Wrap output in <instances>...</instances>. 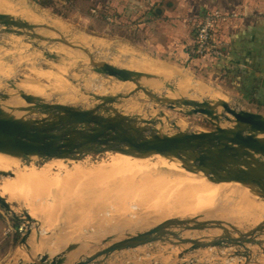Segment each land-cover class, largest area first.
Listing matches in <instances>:
<instances>
[{
  "label": "water",
  "instance_id": "1",
  "mask_svg": "<svg viewBox=\"0 0 264 264\" xmlns=\"http://www.w3.org/2000/svg\"><path fill=\"white\" fill-rule=\"evenodd\" d=\"M11 2V1H10ZM36 14L32 9L25 8ZM40 15V14H39ZM47 22L52 18L40 15ZM0 25L13 27L15 35L28 36L29 41L60 43L85 54L92 71L118 82L128 84L133 90L126 96H100L87 94L96 102L91 109H80L63 104H45L46 99L23 93L14 98L0 93V102L13 103L23 99L36 102L35 109L13 110L20 114H30L36 119L21 120L11 118L0 108V156L20 162L23 167L33 171L46 184L66 187L73 183L49 179L40 169H32L35 160L69 163L85 176L108 173L129 158L164 160L171 168L182 171L189 180L232 195L236 190L244 189L245 209L225 207L220 214H206L197 218H171L153 227L136 231L127 228L126 223L110 226L92 235L76 247L58 254L54 259L35 257L22 264H106L114 253L142 249L151 245H164L176 250H166L162 254L178 255L180 259L189 252L212 249L234 248L235 252L226 258L239 257L245 262L238 264H264L254 257L249 247H258L264 254V220H252L264 214V203L250 205L248 197L253 190L264 194V116L244 110L221 105L210 100L198 102L177 96L178 89L168 85L166 90L175 94V98L155 95L149 83L160 77L125 68H119L103 61H97L85 47L60 38L54 28L28 23L8 14L0 13ZM64 24L59 28L64 30ZM58 28V29H59ZM50 31L54 39L34 32ZM42 54L52 60V51L42 50ZM264 86V81H263ZM142 93L146 100L168 110H186L190 115H200L212 127L209 132L164 133L157 124L165 125L156 118L147 119L141 115H129L115 110L120 98L129 99ZM105 114V115H103ZM159 118L169 128H176L168 117L161 113ZM252 128L258 134L246 136L238 128ZM120 155L114 162L93 166L84 171L80 165L90 163V157L106 153ZM0 176L23 182L17 175L0 170ZM0 208L14 221L25 227L22 244L38 232L41 222L32 219L21 209L16 213L14 204L0 191ZM36 224V229L30 225ZM134 232V233H131ZM183 250V253L180 252ZM186 262L180 261L179 264Z\"/></svg>",
  "mask_w": 264,
  "mask_h": 264
},
{
  "label": "rangeland",
  "instance_id": "2",
  "mask_svg": "<svg viewBox=\"0 0 264 264\" xmlns=\"http://www.w3.org/2000/svg\"><path fill=\"white\" fill-rule=\"evenodd\" d=\"M2 1L16 8L32 9L39 18H41L39 15L40 13L52 18L53 22L59 24L55 26V30L60 38L77 42V44L85 47L97 61H103L109 64H111L113 59L123 61L149 59L157 61L173 68L177 72L175 76L167 80H163V75L161 74L151 73L152 75L160 77L165 89L168 85H171L179 91V83L183 80L182 78H185L187 84L192 89L194 87H204L210 91L220 92L226 97V103L229 106L239 110L256 113V110L246 102L242 93L232 88L231 85L233 84L231 80L226 79L224 72H222L225 63L222 61H201L200 63L191 62L187 55L178 58L175 52L169 55L150 53L147 51L148 46L144 44L131 45L125 40L117 38L111 26L107 28L100 23L98 24L96 21L72 15L68 9L64 11L55 4V8L53 9H44L38 5L36 0ZM91 13L94 14L95 11H91ZM60 24L65 25L64 30L59 28ZM36 25L51 26L46 20ZM238 25L239 27L236 26L233 29L236 33H241L242 30L246 29V25L240 26V23ZM250 25H252V29L257 27L253 22H251ZM234 26L235 25L232 27ZM16 30L17 29L13 27H3L0 25L1 94L8 95L9 91H12L15 89L14 86H17L21 87L23 93L45 98V104H63L87 110L96 105L94 101L86 96L87 94L107 97L117 95L126 96L133 90L119 94L112 93L109 87L118 81L115 78L102 76L93 72L92 68L83 61H87L85 54L60 43L48 44L47 42H39L38 40L29 41L28 36L25 34H22L20 37L16 36L14 33ZM34 32L50 39L55 38L50 31L37 29ZM56 47L64 49L65 52H55ZM42 50L52 51L55 59L52 60L43 56ZM167 91L171 92L170 90ZM192 93L191 98L187 97V99L198 102L207 99L206 94L202 95L199 92L193 91ZM138 94L132 95L129 99H136V95ZM78 98L84 99L86 105L82 106L72 102L73 99L75 100ZM19 100L25 103H33V109L38 107L36 102L23 99ZM125 100L127 99L120 98L117 102L121 103ZM138 102L147 107L144 110L145 113L143 116L147 119L151 118L150 114L153 112L155 115L161 113L165 114L170 123H175L176 121L182 122L180 128H169L163 119L156 118L158 121L161 120L163 124H165L164 133H199L213 130V127L200 115H190L183 109L168 110L146 99H138ZM112 107L117 111L123 112L119 109L118 105ZM19 119L30 120L36 119V117L25 114ZM157 126L160 127V124H157ZM90 158L93 160L91 163L80 165L82 170L89 171L93 166H101L114 162L120 158V155L110 152L94 155V157L91 156ZM53 163L55 164L52 169L53 173H56L59 167L58 170L62 172L65 170L74 171L78 173V176L76 178H64V173H62L59 177L47 178L63 180L65 182H68L69 179H74L73 183L66 187L46 184L37 174L23 167L22 164L18 162L19 168L24 169L28 174L32 173L35 175L36 180L33 181L35 184L33 186L35 187V191L40 192L48 190L58 192L64 197H72V199L60 203H52L48 198L42 195L26 197L27 201L22 199H11L10 201L14 204L17 214H19L18 210L21 209L23 212H26L30 218L39 220L41 224L38 228V232H35L34 235L23 244L22 238L25 232L21 237L17 236L15 233H12L10 237L1 234L0 264H22L25 261L32 260V255L35 257L40 255L41 257H48L52 260L56 258L58 254L76 247L97 232L120 223H126L127 228H135L136 231H140L144 228L158 225L171 218H197L210 213L220 214L222 211L214 212L207 209L200 210L193 207L190 203L184 204L179 202L178 204H168L165 200H161V203H158L159 198L150 199L148 201L141 200V195L143 193L146 195L151 193H164L169 189L178 187L180 183H183L177 179L178 177L167 178L165 181L151 180L152 178L149 177L153 176V173L163 174L167 169H171L164 160L158 158H129L114 170L108 173H99V176H85L76 166L69 163L63 164L58 161ZM160 163H162L164 167H160ZM35 165L38 169L42 167L40 160H35L34 164H30V167L34 169ZM149 172H152V174L150 175ZM180 172L183 173L182 171ZM9 173L15 174L13 171H9ZM112 175H138V177H142L139 179L144 181V183L136 186V192L122 194L118 193L114 188L107 192V188L104 186V183L101 182L104 178H108ZM84 180L90 181L89 187L92 189L87 197H81L84 188L87 187L81 186ZM184 181L188 184L217 191L214 188L197 184L192 180ZM20 184L21 182L19 181L5 179L0 176V191L4 196H6L3 192L4 186ZM163 193L162 196L164 195ZM6 197L8 198V196ZM151 198L155 197L153 196ZM12 220L13 219L0 208V221L4 223V227L2 224V231L7 226L14 227ZM252 220H264V214L255 216ZM19 225L21 224L19 223ZM30 226L33 230L37 227L35 223ZM20 247L24 248V254L21 258H18L17 253ZM249 248H252L254 251L256 260L260 263H264V254H262L259 248L254 246ZM166 250L170 251L176 249H171L164 245H151L142 249L122 251L114 253L106 264H179L180 261L186 262L185 264H238L239 262H245L244 259L239 257H225L227 254L237 251V249L234 248L221 247L217 249L197 250L186 253L182 259H180L178 255L162 254ZM180 252L183 253V250H180Z\"/></svg>",
  "mask_w": 264,
  "mask_h": 264
},
{
  "label": "bare ground",
  "instance_id": "3",
  "mask_svg": "<svg viewBox=\"0 0 264 264\" xmlns=\"http://www.w3.org/2000/svg\"><path fill=\"white\" fill-rule=\"evenodd\" d=\"M0 13L2 14H8L13 17L19 18L21 20H24L31 24H41L44 20L39 18L35 13L25 9V8H16L12 5L6 3L5 1L0 0ZM40 15H44L43 13H40ZM51 26L55 30V26L59 25L57 22H50ZM47 26V25H46ZM56 31V30H55ZM44 36V35H42ZM54 36V35H53ZM46 37V36H44ZM48 38V37H47ZM53 38V37H51ZM74 43H77L74 41ZM55 52L63 53L65 52L64 49L60 47L55 48ZM111 65L119 67V68H125L133 71H140L148 74H161L163 75V80H167L168 78H172L176 75V71L173 68L168 67L165 64H162L157 61L149 60V59H142L140 61H128V60H119V59H113L111 61ZM183 80L179 83V91L177 93V96L179 97H188L191 98L192 91L193 92H199L200 94H206L207 100H210L211 102L221 104V105H228L226 103V97L220 93L215 91H210L208 89H205L204 87H194L193 89L187 84L185 78H182ZM15 89L12 91L10 90L8 95L12 96L14 98H20L23 94L21 87L14 86ZM149 88L155 95H166L168 98H175V94L167 91L164 86L162 85V82L154 80L149 83ZM133 89L132 86L116 82L115 84H112L111 87H109V90H111L112 93L119 94V93H125L128 91H131ZM138 94V93H137ZM138 99H145L144 95L142 93H139L136 95V99H127L121 103H116V105L119 106V109L122 110L126 114L130 115H141L144 116L145 109L147 107L143 106L142 103L138 102ZM73 103L79 104V105H86L84 99H73ZM96 104V102H95ZM0 108H2L11 118H22L25 114L17 113L13 110H19V109H33L34 105L33 103H25L20 100H15L13 103H7V102H0ZM151 118H159V115H155L153 112L150 114ZM177 127H181L182 122L176 121L175 122ZM158 129L164 130V125L157 126ZM238 131L246 136L252 137L256 136L258 132L255 129L246 127V128H238ZM54 163H48L45 165H42L40 168V171L43 175L46 177H52L55 178L59 177L62 173H64V178H76L78 176L77 172L74 171H64L56 170V173H53V167ZM160 167H164L162 163L159 164ZM0 170L9 172L13 171L21 180H23V183L20 185H6L3 187V192L6 196H8V199H22L24 201L26 200V197H36V196H45L48 198L52 203H60L64 201H70L72 197H64L61 193L58 192H52L48 190L43 191H35V187H33L35 184L33 181L36 180V177L34 174L30 173L28 174L25 172L24 169L19 168L18 162L9 160L7 158H4L0 156ZM147 173V172H146ZM151 175L152 172H149ZM92 176V175H89ZM93 176H99V174H94ZM171 177H178L181 182L178 187L169 189L165 191L164 193H151L149 195H146L143 193L141 195V200H150V199H157L159 198L158 203H161V200H165L168 202V204H178L181 203H190L193 207L203 210H212L214 212L218 211L220 212L223 208L229 207L232 209H245L246 203L244 201V189L236 190L233 192L232 195H228L224 192L220 191H214L212 189H206L201 186L188 184L184 180H189V178L186 177L184 173H181L180 171H176L174 169H167V171L163 174L161 173H153V176H150L149 178H152L151 180H161L165 181L167 178ZM138 178V179H136ZM141 176H121V175H112L108 178H104L101 183H104V186L107 188L106 191L108 192L112 188L116 189L118 193L126 194L130 192H136V186L141 185L144 183L142 181ZM25 181V182H24ZM81 186H87L84 188L82 196L81 197H87L88 194L91 192L90 181L84 180V183H81ZM162 193L164 194L162 196ZM5 196V197H6ZM155 198H151V197ZM249 204L251 205H257L264 203V194L262 192H259L257 190H253L249 197ZM24 254V248L20 247L18 249L17 257L21 258Z\"/></svg>",
  "mask_w": 264,
  "mask_h": 264
},
{
  "label": "crops",
  "instance_id": "4",
  "mask_svg": "<svg viewBox=\"0 0 264 264\" xmlns=\"http://www.w3.org/2000/svg\"><path fill=\"white\" fill-rule=\"evenodd\" d=\"M53 2L64 11L68 9L72 15L96 21L107 28L111 26L117 38L129 44L131 43L128 39H137L135 45L144 44L148 46L147 51L154 54L169 55L175 52L178 58L185 57L187 48L193 42V24L206 10L212 9L236 16L219 24L221 26L216 33L217 40L230 48L232 56L241 44L243 35L252 38L251 22L257 25L259 32H262L257 38L264 41V0H70L69 2L53 0ZM91 11L95 13L92 14ZM240 13H243L244 17ZM239 23L240 26L246 25V29L236 33L233 29L239 27ZM233 25L235 26L232 27ZM2 224L4 227V223L0 221V235H3Z\"/></svg>",
  "mask_w": 264,
  "mask_h": 264
},
{
  "label": "trees",
  "instance_id": "5",
  "mask_svg": "<svg viewBox=\"0 0 264 264\" xmlns=\"http://www.w3.org/2000/svg\"><path fill=\"white\" fill-rule=\"evenodd\" d=\"M36 2L44 9L55 8L53 0H36ZM195 23L193 24L192 29L193 42L191 46L187 48V55L189 56L190 61L201 63V61L213 62L215 60H219L224 62L225 65L223 66L224 70L222 72H224L226 79L231 80L233 84L231 85L232 88L242 93L246 99V102L256 110V114L264 115V41H261L259 38H257L262 32H259V28L256 27L251 30L250 34H252V38L246 37L247 35H243L244 38L242 37L240 40L241 44L238 46L237 50L233 52L232 56V51L230 48L222 44L220 40L218 41L216 38L217 30L221 26L218 25L214 34V41L217 49L222 53L223 56L218 59H211L207 55L198 56L196 54L197 47L195 44ZM128 41L135 45L137 44L138 40L133 38L128 39ZM12 224L14 228L19 226V223L14 222L13 220ZM15 234L21 237V235L17 233ZM11 235L12 234H10L8 237Z\"/></svg>",
  "mask_w": 264,
  "mask_h": 264
},
{
  "label": "built area",
  "instance_id": "6",
  "mask_svg": "<svg viewBox=\"0 0 264 264\" xmlns=\"http://www.w3.org/2000/svg\"><path fill=\"white\" fill-rule=\"evenodd\" d=\"M69 2L70 0H62ZM244 16V14H242ZM235 14H224L219 10H207L195 23L196 28V54L198 56L207 55L211 59L221 58L223 55L217 49L214 41V34L218 25L227 20L234 19ZM25 227L19 225L18 227L7 226L3 230V236H9L12 233L23 235Z\"/></svg>",
  "mask_w": 264,
  "mask_h": 264
},
{
  "label": "flooded vegetation",
  "instance_id": "7",
  "mask_svg": "<svg viewBox=\"0 0 264 264\" xmlns=\"http://www.w3.org/2000/svg\"><path fill=\"white\" fill-rule=\"evenodd\" d=\"M92 157H94V155ZM91 161H93V160L90 158V163H91ZM40 163L43 165L44 163H46V160L40 161Z\"/></svg>",
  "mask_w": 264,
  "mask_h": 264
}]
</instances>
